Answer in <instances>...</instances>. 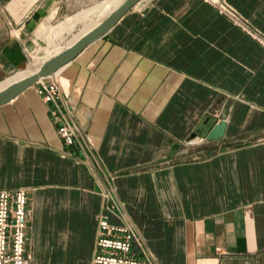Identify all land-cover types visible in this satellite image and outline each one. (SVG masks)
I'll return each instance as SVG.
<instances>
[{
  "label": "crops",
  "instance_id": "crops-1",
  "mask_svg": "<svg viewBox=\"0 0 264 264\" xmlns=\"http://www.w3.org/2000/svg\"><path fill=\"white\" fill-rule=\"evenodd\" d=\"M101 2L0 0V90L45 22ZM224 6L264 39V0H142L54 74L78 145L36 84L0 106V191L30 193L31 264H92L102 216L154 264H264V43Z\"/></svg>",
  "mask_w": 264,
  "mask_h": 264
},
{
  "label": "built area",
  "instance_id": "built-area-1",
  "mask_svg": "<svg viewBox=\"0 0 264 264\" xmlns=\"http://www.w3.org/2000/svg\"><path fill=\"white\" fill-rule=\"evenodd\" d=\"M223 12L242 26L245 31L264 43L261 36L247 25H243L237 15L227 7ZM37 92L49 105L51 115L58 124V134L68 147L78 145L77 127L71 120L64 92L54 75L36 83ZM30 193L26 188L15 191H0V264H31L33 257L28 250ZM96 253L92 264H154L153 255H137L133 244L136 233L127 227L112 224L107 217L99 218Z\"/></svg>",
  "mask_w": 264,
  "mask_h": 264
},
{
  "label": "water",
  "instance_id": "water-1",
  "mask_svg": "<svg viewBox=\"0 0 264 264\" xmlns=\"http://www.w3.org/2000/svg\"><path fill=\"white\" fill-rule=\"evenodd\" d=\"M142 0H124L113 12L107 15L102 22L96 27L92 28L86 35L77 40L73 45H70L58 54L47 59L41 68L34 72L31 76L22 78L19 81L13 82L0 90V106L5 105L17 98L20 93L33 87L41 79L56 74L64 66L75 59L82 51H84L89 44L100 39L111 30L121 18L131 11ZM227 122L220 120L216 123L207 134V140L218 141L225 136Z\"/></svg>",
  "mask_w": 264,
  "mask_h": 264
},
{
  "label": "rangeland",
  "instance_id": "rangeland-1",
  "mask_svg": "<svg viewBox=\"0 0 264 264\" xmlns=\"http://www.w3.org/2000/svg\"><path fill=\"white\" fill-rule=\"evenodd\" d=\"M105 1L106 0L102 1L101 3H105ZM110 1V3L109 0L106 1L108 2L109 7H104V9L99 8V5L96 4L97 8H95V11L93 12L95 13L93 16L94 18L90 12L87 16L85 15V17H73V14H71L65 17H54L53 19L45 22V25H43L42 28L36 33L37 45L30 48L31 57L29 59V67L24 70L26 71L29 69L33 70L40 68L42 65L41 59L50 57V55L54 54V51L60 50V48H63V46H68V44L71 43L74 38L78 37L79 33L83 32L89 24L91 25L102 21V18H104L110 11H113L112 8L115 9L117 6L121 5L124 0ZM75 13L76 12H74V14ZM69 17L72 19L67 20ZM60 23H62L60 26H56ZM35 57H39L40 61L34 62L33 60Z\"/></svg>",
  "mask_w": 264,
  "mask_h": 264
},
{
  "label": "bare ground",
  "instance_id": "bare-ground-1",
  "mask_svg": "<svg viewBox=\"0 0 264 264\" xmlns=\"http://www.w3.org/2000/svg\"><path fill=\"white\" fill-rule=\"evenodd\" d=\"M102 1H104V0H102ZM107 1V0H106ZM105 1V3H100L99 5V8H103L104 9V7H109V5H108V2H106ZM113 1V0H112ZM123 1V0H122ZM111 1L109 0V3H110ZM113 3H115V2H113ZM119 5V4H118ZM115 6V5H114ZM117 6V5H116ZM118 7V6H117ZM116 7V8H117ZM97 8V7H96ZM115 8V7H114ZM106 9V8H105ZM90 10V9H89ZM88 10V11H89ZM94 11H95V9H93ZM112 10H113V8H112ZM98 11V10H97ZM96 11V12H97ZM101 11H104V10H101ZM84 12V11H83ZM91 12H92V10H91ZM82 13V12H81ZM100 13V12H99ZM95 14V13H94ZM94 14H92L93 16H94ZM83 15V14H82ZM81 15V16H82ZM84 16V15H83ZM92 16V17H93ZM80 17V16H79ZM97 17V16H96ZM70 18V17H69ZM94 18V17H93ZM80 19V18H79ZM67 20H69V19H67ZM95 21V20H94ZM90 23V22H89ZM62 24V23H61ZM100 23H95V24H89L88 25V27H87V29L84 31V32H82L83 34H80L81 36H80V38H82L84 35H86L87 33H88V31H90L92 28H94V27H96L97 25H99ZM85 29V28H84ZM78 38V37H77ZM80 38H78V40L80 39ZM74 40H76L77 41V39H74ZM75 41V42H76ZM74 42V43H75ZM73 43V42H72ZM71 45V44H70ZM69 45V46H70ZM73 45V44H72ZM64 47V46H63ZM68 47V46H67ZM66 48V47H65ZM64 49V48H63ZM62 49V50H63ZM61 50V49H60ZM57 52V51H56ZM55 52V53H56ZM61 52V51H60ZM58 54V53H57ZM49 58H51V56L50 57H46V58H43V59H41V62H42V64L43 63H45L46 61H47V59H49ZM34 62H38V61H40V58L39 57H35L34 58V60H33ZM41 68V67H40ZM40 68H38V69H33V70H31V69H29V70H26L24 73H21V74H19L18 75V77H16L15 79L17 80V81H19V80H21L22 78H25V77H28V76H31L34 72H36V71H38ZM14 82H16V81H14ZM13 83V82H12Z\"/></svg>",
  "mask_w": 264,
  "mask_h": 264
}]
</instances>
